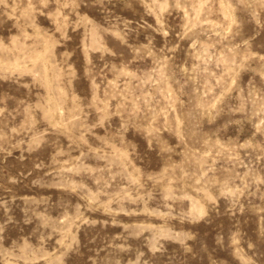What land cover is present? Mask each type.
Here are the masks:
<instances>
[{"label":"rangeland","instance_id":"374dc122","mask_svg":"<svg viewBox=\"0 0 264 264\" xmlns=\"http://www.w3.org/2000/svg\"><path fill=\"white\" fill-rule=\"evenodd\" d=\"M0 264H264V0H0Z\"/></svg>","mask_w":264,"mask_h":264}]
</instances>
